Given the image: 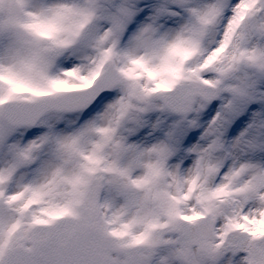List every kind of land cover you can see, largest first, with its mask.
<instances>
[{"label":"snow or ice","instance_id":"obj_1","mask_svg":"<svg viewBox=\"0 0 264 264\" xmlns=\"http://www.w3.org/2000/svg\"><path fill=\"white\" fill-rule=\"evenodd\" d=\"M0 264H264V0H0Z\"/></svg>","mask_w":264,"mask_h":264}]
</instances>
